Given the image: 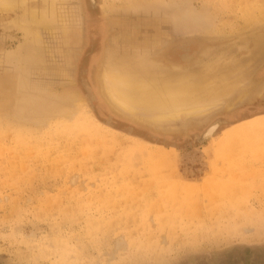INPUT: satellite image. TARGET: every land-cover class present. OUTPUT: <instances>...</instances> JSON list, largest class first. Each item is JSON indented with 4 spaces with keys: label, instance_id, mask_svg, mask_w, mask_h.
<instances>
[{
    "label": "rangeland",
    "instance_id": "rangeland-1",
    "mask_svg": "<svg viewBox=\"0 0 264 264\" xmlns=\"http://www.w3.org/2000/svg\"><path fill=\"white\" fill-rule=\"evenodd\" d=\"M66 2L68 32L44 37L34 70L22 59L31 38L12 23L24 11L0 17V264H234L252 255L264 263V125L236 133L264 119V0ZM151 37L172 51L161 55V74L255 69L202 117L156 125L113 107L99 79L108 54ZM27 71L43 107L12 119ZM215 121L216 136L198 141ZM137 140L173 152L153 160Z\"/></svg>",
    "mask_w": 264,
    "mask_h": 264
},
{
    "label": "bare ground",
    "instance_id": "bare-ground-1",
    "mask_svg": "<svg viewBox=\"0 0 264 264\" xmlns=\"http://www.w3.org/2000/svg\"><path fill=\"white\" fill-rule=\"evenodd\" d=\"M31 1L35 4V8L30 10L27 9L26 6ZM66 1L70 0H0V17L10 12L16 13L19 9L24 11L23 16L12 20V23L31 38L30 48L26 51V58L25 56L22 58L23 61L25 59V64L28 63L30 65L31 70H34L37 65H42L44 62L43 47H47L44 37L48 35L49 38H54L59 28L64 29L62 36L68 32L65 28L66 25L70 23L71 19H73L74 12L69 9L71 5H68ZM154 38L155 37H151L147 40H143L142 42L146 45L143 46L142 49L139 48L130 51L122 56L108 54L109 56L105 64L102 65L103 68L99 79L103 95L113 107L126 114H132V116L133 114H139L156 125H174L181 117H185L189 120L202 117L206 112H209L210 109L219 106L222 99L229 98L234 93H237L242 84H246L251 77L252 71H254L251 69H255L251 68L247 70L245 68L241 69L225 65L216 67L207 64L200 72H192L193 74L189 72L190 74L187 73V75H181L177 78L170 76V73L161 74L162 69H160V65L167 61H165V58L161 57V55L164 56L165 54L167 57V54L172 51L170 49L169 52L166 50V52L163 53L162 49L165 46H162V42L159 43ZM260 39H262V37ZM262 40V46L258 51L260 56L263 57L264 37ZM190 46L185 45L180 48L183 52L182 59L184 62L191 61ZM167 48L169 49V46ZM49 50L48 48L45 49V51ZM257 53L258 52H256L255 56H257ZM0 63L2 62L0 61ZM45 68H47V66H45ZM30 75L31 72L27 71L26 75L24 73L19 77L18 90L20 93L16 100L17 104L12 114V119L21 120L25 106L29 105L34 110L38 109L37 106L40 108L43 107V104H41V101H43L41 96L42 92L40 93L42 89H39L37 85L31 87L32 81L30 80ZM67 77L69 76L67 75ZM23 81H25V83H22ZM261 91H264V83ZM242 95L239 96L241 97ZM61 113H64V111ZM61 113H58L59 116L62 115ZM58 114H56V116ZM66 115H64L65 118L67 117ZM65 121H69V119H65ZM90 122L93 127L101 132L117 133L101 126L94 118H90ZM220 123V121L211 123L212 125L204 129V131L196 137L205 139V141L212 139L216 136ZM253 125H264V119L252 120V122L246 123V126L244 125V127L241 126L237 129L236 133L246 132ZM66 128L70 129V127ZM231 139H233L232 134L226 135L217 145H221ZM135 142H137L136 145L142 146L140 149H144L143 146H145V149H148L150 152V156H148L153 160L159 159V155L157 156V154L173 152L168 149L152 146L141 140ZM123 246V242L116 244V250H120ZM255 263H257V261L253 260L252 264ZM236 264H250V262L249 260H237Z\"/></svg>",
    "mask_w": 264,
    "mask_h": 264
},
{
    "label": "water",
    "instance_id": "water-1",
    "mask_svg": "<svg viewBox=\"0 0 264 264\" xmlns=\"http://www.w3.org/2000/svg\"><path fill=\"white\" fill-rule=\"evenodd\" d=\"M91 1V0H90ZM92 7H94L95 5H94V0H93V4L91 5ZM221 124V123H220ZM197 138V137H196ZM197 140L198 141H200V142H204L205 141V139H200V138H197ZM253 260H255V261H257L256 259H255V257L252 255L250 258H249V262H250V264H252V261ZM199 261L200 260H195L194 262V264H198L199 263ZM234 264H236V262L234 263ZM255 264H264V263H261V262H259V261H257V263H255Z\"/></svg>",
    "mask_w": 264,
    "mask_h": 264
},
{
    "label": "flooded vegetation",
    "instance_id": "flooded-vegetation-1",
    "mask_svg": "<svg viewBox=\"0 0 264 264\" xmlns=\"http://www.w3.org/2000/svg\"><path fill=\"white\" fill-rule=\"evenodd\" d=\"M89 3H90V0H89ZM90 5H91V3H90ZM92 7V6H91ZM95 7V6H94Z\"/></svg>",
    "mask_w": 264,
    "mask_h": 264
}]
</instances>
